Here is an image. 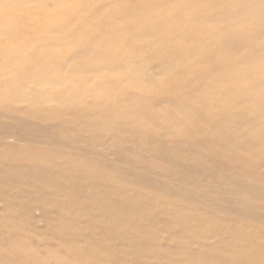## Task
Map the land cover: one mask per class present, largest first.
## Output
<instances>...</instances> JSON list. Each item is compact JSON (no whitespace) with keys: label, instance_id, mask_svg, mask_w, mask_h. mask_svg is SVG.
<instances>
[{"label":"bare ground","instance_id":"obj_1","mask_svg":"<svg viewBox=\"0 0 264 264\" xmlns=\"http://www.w3.org/2000/svg\"><path fill=\"white\" fill-rule=\"evenodd\" d=\"M0 264H264V0H0Z\"/></svg>","mask_w":264,"mask_h":264}]
</instances>
